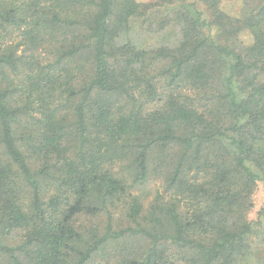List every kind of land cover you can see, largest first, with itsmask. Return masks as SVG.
<instances>
[{"label": "trees", "instance_id": "16d2710c", "mask_svg": "<svg viewBox=\"0 0 264 264\" xmlns=\"http://www.w3.org/2000/svg\"><path fill=\"white\" fill-rule=\"evenodd\" d=\"M226 1L0 0V264H254L264 0Z\"/></svg>", "mask_w": 264, "mask_h": 264}, {"label": "rangeland", "instance_id": "374dc122", "mask_svg": "<svg viewBox=\"0 0 264 264\" xmlns=\"http://www.w3.org/2000/svg\"><path fill=\"white\" fill-rule=\"evenodd\" d=\"M139 1L144 3V2H156L158 0H139ZM185 1L192 2L194 0H185ZM239 5H240L239 0H228L222 3V9L228 14L237 15ZM199 9L202 10L203 9L202 6L199 5ZM132 26L135 28L133 37L139 40L141 43V46L143 47L155 45L161 40H165L166 42L175 41V27L174 26H171L165 31L161 33H156V34H147L144 23H142V21L137 20L136 22L133 23ZM242 39L247 42L249 40L248 35L242 36ZM161 185H162V182L160 181L159 178L152 177V181L146 190L147 197L151 198L155 189L159 190L160 192ZM253 203H254V207L248 214L249 220H255L257 216V212L264 206V186L262 183H258L255 189V192L253 195ZM263 232H264V228H263ZM136 243H139V242H136ZM256 243H257L256 247L258 248L259 251L254 256V259H253L254 264H264V235L261 236V239L258 240V242L256 240Z\"/></svg>", "mask_w": 264, "mask_h": 264}]
</instances>
